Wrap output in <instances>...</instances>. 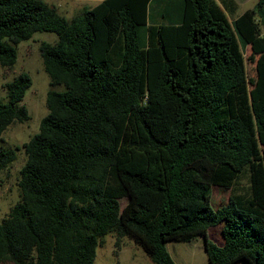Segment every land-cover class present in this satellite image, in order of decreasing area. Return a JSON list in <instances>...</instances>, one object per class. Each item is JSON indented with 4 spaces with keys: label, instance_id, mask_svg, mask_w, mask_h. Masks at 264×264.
Masks as SVG:
<instances>
[{
    "label": "trees",
    "instance_id": "trees-1",
    "mask_svg": "<svg viewBox=\"0 0 264 264\" xmlns=\"http://www.w3.org/2000/svg\"><path fill=\"white\" fill-rule=\"evenodd\" d=\"M149 2L101 0L68 19L45 0H0V66L35 32L57 35L40 46L47 112L0 220V264H94L109 233L155 264L198 236L208 264H264V0L238 15L235 0H182L177 24L149 22ZM31 84L7 82L0 140L30 118ZM15 159L0 145V170ZM214 185L231 191L218 207ZM220 223L218 244L207 230Z\"/></svg>",
    "mask_w": 264,
    "mask_h": 264
},
{
    "label": "rangeland",
    "instance_id": "rangeland-1",
    "mask_svg": "<svg viewBox=\"0 0 264 264\" xmlns=\"http://www.w3.org/2000/svg\"><path fill=\"white\" fill-rule=\"evenodd\" d=\"M54 5L66 18L71 19L79 14L84 8H90L100 0H45ZM176 0H154L149 5L151 13H163L159 10L169 2ZM237 3L236 15L255 5L257 0H235ZM181 9L182 10V0ZM162 9V8H161ZM162 16V15H161ZM261 30L264 27L260 25ZM57 35L54 32H35L29 39L16 44L17 60L13 67L0 66V98L5 99L6 84L19 73H26L31 77L32 84L26 90L22 104L28 109L30 118L25 122L12 123L2 134L0 145L12 148L16 151V159L5 169L0 170V220L8 213L9 209L19 199L18 180L20 168L26 160V147L31 137L38 131L41 118L46 114V94L50 89L49 77L43 69L40 56V46L43 42L53 43ZM250 46L245 50L249 79L255 76L254 66L247 59ZM56 89H63L58 85ZM246 182L245 179L242 183ZM230 190L212 186L210 200L213 207L223 204L230 194ZM126 199H121L123 205ZM223 223L208 228V237L220 244L223 241L221 227ZM116 236L112 233L104 237L102 245L96 250L94 264H155L146 252L130 240L123 237L119 245L115 244ZM167 249L176 264H208L207 254L204 247V239L198 236L190 242L171 240L167 243ZM4 264H13L11 262ZM234 264H247L239 260Z\"/></svg>",
    "mask_w": 264,
    "mask_h": 264
},
{
    "label": "crops",
    "instance_id": "crops-1",
    "mask_svg": "<svg viewBox=\"0 0 264 264\" xmlns=\"http://www.w3.org/2000/svg\"><path fill=\"white\" fill-rule=\"evenodd\" d=\"M101 1V0H100ZM154 0H150L149 5ZM181 0H176L174 2H169L168 5L165 7L159 8V10H162V16L160 13L152 14L150 7H149V22L155 23V24H161V23H167V24H177L181 21L182 17V10L181 9Z\"/></svg>",
    "mask_w": 264,
    "mask_h": 264
}]
</instances>
